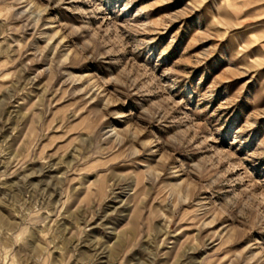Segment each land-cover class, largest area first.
<instances>
[{
	"label": "rangeland",
	"instance_id": "rangeland-1",
	"mask_svg": "<svg viewBox=\"0 0 264 264\" xmlns=\"http://www.w3.org/2000/svg\"><path fill=\"white\" fill-rule=\"evenodd\" d=\"M0 264H264V0H0Z\"/></svg>",
	"mask_w": 264,
	"mask_h": 264
},
{
	"label": "clouds",
	"instance_id": "clouds-1",
	"mask_svg": "<svg viewBox=\"0 0 264 264\" xmlns=\"http://www.w3.org/2000/svg\"><path fill=\"white\" fill-rule=\"evenodd\" d=\"M58 2H62V0H58ZM24 15V14H22ZM29 19H32V17H29ZM36 24L40 23L39 17L35 20ZM133 51H136L133 49ZM105 84H121L123 83L120 79H117L114 76L109 75L106 80L103 81ZM134 85L128 84L126 87L129 88V91H131V88ZM98 91L97 94L100 95L99 86H97ZM135 94V93H133ZM105 97L107 94H104ZM121 103H126V101H121ZM115 109L114 103H108L107 99H104L103 105L99 109V122L96 126L97 131H104L108 128H111L112 131L110 133L111 136L115 137V140L113 141V144L124 146L126 142L128 141L129 137L131 138L132 143L128 145L127 150L130 152V155L132 157H142L143 154L149 150L154 149L155 145L161 143V141L156 140L154 138H145L144 131H141L139 134H135L133 132V129H135L136 125L132 124L131 126L127 125L125 123V115L126 113L122 111H115L110 110ZM143 112H147L146 109H141ZM151 118V117H149ZM119 121L120 125L119 128L114 127L112 124L109 123V121ZM208 131H211L210 129ZM217 131H220V129H217ZM104 139H109V136H104ZM191 137L184 135L183 132L179 134H173L171 135L164 143H166L172 150L174 151H180L181 149L187 148L188 144L191 143ZM204 141H201L203 144ZM156 178L159 179L164 173L162 171H155V169L152 170ZM180 186H184V182H180ZM192 195V191H188V195L183 196L182 202L184 204H187L189 202V199ZM180 201H177L176 207L179 206Z\"/></svg>",
	"mask_w": 264,
	"mask_h": 264
}]
</instances>
